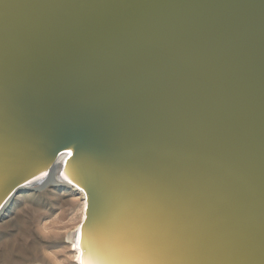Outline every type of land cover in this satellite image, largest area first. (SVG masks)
Wrapping results in <instances>:
<instances>
[{"label": "water", "instance_id": "1", "mask_svg": "<svg viewBox=\"0 0 264 264\" xmlns=\"http://www.w3.org/2000/svg\"><path fill=\"white\" fill-rule=\"evenodd\" d=\"M53 168L76 264H264V0H0V209Z\"/></svg>", "mask_w": 264, "mask_h": 264}, {"label": "rangeland", "instance_id": "2", "mask_svg": "<svg viewBox=\"0 0 264 264\" xmlns=\"http://www.w3.org/2000/svg\"><path fill=\"white\" fill-rule=\"evenodd\" d=\"M7 212L0 220V264H75L66 237L80 221L77 194L55 187L22 192Z\"/></svg>", "mask_w": 264, "mask_h": 264}, {"label": "bare ground", "instance_id": "3", "mask_svg": "<svg viewBox=\"0 0 264 264\" xmlns=\"http://www.w3.org/2000/svg\"><path fill=\"white\" fill-rule=\"evenodd\" d=\"M68 155V153H64L62 155H60L59 157V161H63V159ZM58 167V166H57ZM44 187H55L61 190H65L68 191L70 193H75L78 195V198L81 200V216H80V221L83 218V213H84V206H85V201H84V197L83 194L80 190H78L77 188L70 186L69 184H67L66 182H63L59 177H58V171L57 168H53L47 175H41L38 179L31 181L30 183H28L27 185L19 188L16 193L10 198L8 199V201L4 204V206L0 209V220L2 219V217L5 215V213L9 210V207L12 205L13 201L16 199V197L18 195H20L22 192H26V191H31V190H35V189H40V188H44ZM12 208V207H11ZM8 213V212H7ZM79 221V223H80ZM79 223H77L73 230L70 231L67 234L66 237V241L70 244L71 246V251H73L72 256H73V262L76 264V261L78 259V255H77V249H76V244L74 243V236H75V232L78 228ZM26 257V256H25Z\"/></svg>", "mask_w": 264, "mask_h": 264}]
</instances>
